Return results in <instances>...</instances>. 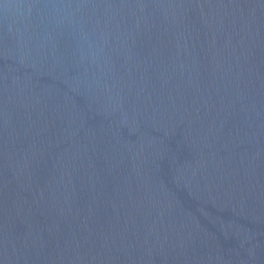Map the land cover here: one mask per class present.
I'll use <instances>...</instances> for the list:
<instances>
[{
	"label": "water",
	"instance_id": "water-1",
	"mask_svg": "<svg viewBox=\"0 0 264 264\" xmlns=\"http://www.w3.org/2000/svg\"><path fill=\"white\" fill-rule=\"evenodd\" d=\"M0 264H264V0H0Z\"/></svg>",
	"mask_w": 264,
	"mask_h": 264
}]
</instances>
